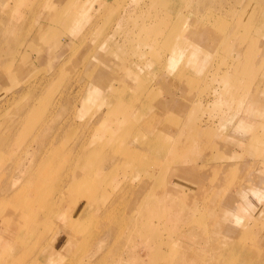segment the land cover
<instances>
[{"label":"rangeland","instance_id":"374dc122","mask_svg":"<svg viewBox=\"0 0 264 264\" xmlns=\"http://www.w3.org/2000/svg\"><path fill=\"white\" fill-rule=\"evenodd\" d=\"M2 1L0 264H264V0Z\"/></svg>","mask_w":264,"mask_h":264},{"label":"bare ground","instance_id":"6f19581e","mask_svg":"<svg viewBox=\"0 0 264 264\" xmlns=\"http://www.w3.org/2000/svg\"><path fill=\"white\" fill-rule=\"evenodd\" d=\"M9 1L10 0H3L2 2H4V3H6L7 2V4H9ZM133 1V3H134V7H133V9H131V10H125V12H122V17H123V22H122V18L120 17V18H118L117 20L119 21L118 22V25H119V23H120V25H121V23H122V26L123 25H129V30H128V34H129V36L132 38V37H140L141 38V40L137 43V45H135L134 47L136 48V49H134L135 50V56L136 57H141L143 54H144V51L142 50V48L144 47V45H145V42H147L146 40H148V39H150V36H151V30H155L154 28H157V25L159 26L161 23L160 22H157L156 20L157 19H160V18H158L157 17V19H153V22L154 21H156L155 23H156V25L153 27V28H151L152 27V25L150 24L151 23V20L149 21V18H153V15H159V14H157V13H154V9L151 11V13H150V11L148 10V11H146V12H143V11H141V9H144V10H146L145 8H144V6L146 5V3L145 2H140L139 0H132ZM130 2V1H129ZM3 3V4H4ZM141 4H143V5H141ZM68 5V2H66V1H64L63 2V4H62V6L63 7H65V6H67ZM132 5V4H131ZM53 6H55V5H52L51 7H53ZM82 6V4L80 3H77L76 5H74V7H81ZM204 5H202V7H203ZM1 7V6H0ZM9 6H4V7H2V8H8ZM130 7V6H129ZM12 9L13 8H9V11H8V13L5 15L6 16V21L4 22V24H3V26H1L2 28H0V34L2 35H4L5 33H6V36H8V38L6 39V40H4V42H3V44L7 47V49H6V51L8 52V53H11L12 51H13V49H14V47L16 46V44L14 45L13 44V41H11V36L13 35V32H12V30H11V28H10V26L8 25L9 23H11L12 22V20H13V18H14V15H13V12H12ZM126 9V8H125ZM201 9H203V8H201ZM204 9H206V7L204 8ZM192 10V9H191ZM190 11V10H189ZM189 11H186V13L188 14L187 15V17L188 16H190L192 13L191 12H189ZM195 12H198V11H195ZM116 16V15H115ZM142 19H148L147 21H144V20H142ZM186 20V19H185ZM206 20L207 21H209V22H216L217 21V19L212 15V13L211 12H208L207 11V13H206ZM9 26V27H8ZM117 29H115V31H117L116 33H118V32H122V27H116ZM135 28H140V29H135ZM56 30H47V28H46V33L47 34H45L44 36H43V42H47V41H49V40H51V38H52V36H53V34H54V32H55ZM126 31V30H125ZM125 31H123V33L125 32ZM199 33H201V32H199ZM198 33V34H199ZM177 35H179L180 36V34H179V32L178 33H176ZM13 40V39H12ZM0 43H1V41H0ZM125 44L127 45V46H130V45H132V43H131V39H127V42H125ZM1 49V48H0ZM119 50V49H118ZM121 50V49H120ZM96 57V56H95ZM108 57H112V56H108ZM97 60H98V58H96ZM192 59V58H191ZM104 63V65L103 64H99V66L100 65H102V66H104V67H106L105 65H109L108 66V68H112V69H114V71H113V74H112V76L114 77H118V75H115L116 74V71H118L117 69L118 68H120V67H118L115 63H109V62H106L105 61V59H104V61H103ZM123 70V69H122ZM121 70V71H122ZM101 71V70H100ZM107 72V71H106ZM101 74V73H100ZM104 75H106L105 73H103ZM103 74H101V75H96L95 76V79H98V80H102L103 78H105V79H107V77H105V76H103ZM112 77V78H113ZM89 79V78H88ZM124 79V81L127 79V76L126 77H124L123 78ZM109 80V79H108ZM103 81V80H102ZM98 82V81H97ZM119 84V83H118ZM106 85V86H105ZM105 87H107L108 88V90H110L109 92H106L105 91V94L103 95V94H101V92H99V94H101V96H102V100L103 101H105V102H107L108 104H110V106H111V108L115 105V99H114V94H116V91L119 89V88H123V90H125V91H128L130 88L129 87H127L126 86V83H123V82H121V85L120 86H113L112 84H110V81L108 82V83H106L105 82ZM128 88V89H127ZM90 91L91 90H94V88L93 87H89L88 88ZM106 89V88H105ZM225 90V89H224ZM226 91H227V89L225 90V94H226ZM226 95H228V94H226ZM226 97V96H225ZM220 99V98H219ZM222 100H223V98H222ZM34 104V103H33ZM32 104V105H33ZM166 103L165 102H162L161 101V103L159 104V106H158V114H160L161 112H162V110L164 109V107H166V105H165ZM260 106V105H259ZM32 108V107H31ZM34 108V107H33ZM32 108V110L30 111V114L29 115H27V117H26V119L23 121V122H19V125H20V127H19V130L17 131L18 133H19V131H20V129H23L24 130V127H30L31 125H32V120L31 119H33V113L37 110V107H35V109H33ZM39 109V108H38ZM61 110H62V108H61ZM60 110V111H61ZM117 112V111H116ZM40 115V114H39ZM38 116V115H37ZM127 116V115H126ZM56 117V116H55ZM113 116H111L110 118H112ZM112 121H115L114 119H111ZM50 123V122H49ZM15 125V124H14ZM15 128H16V125H15ZM32 128V127H31ZM31 130V129H30ZM16 134V133H15ZM16 136V135H15ZM50 140V139H49ZM50 142V141H49ZM208 142V141H207ZM46 143V142H45ZM43 145V144H42ZM45 145V144H44ZM43 145V146H44ZM51 146H48L47 148H44V151H43V153L45 152V151H48V150H50L51 148H50ZM42 147L40 148V149H43ZM39 149V150H40ZM41 152H42V150H41ZM144 161H142L141 162V165H140V167L139 168H141L142 170L143 169H145V168H149V165H146V166H143V163ZM76 166H78L77 164H76ZM80 167H76L77 169H79V170H82L81 168H83V166H81V165H79ZM9 168V167H8ZM72 168V167H71ZM74 168V167H73ZM10 169V168H9ZM193 171H194V168H191V170H190V172H191V175H192V173H193ZM7 172V171H6ZM82 172H83V170H82ZM7 174V173H6ZM73 227V226H72ZM75 230V229H74ZM105 233V234H104ZM103 234V236L106 238H108V233L107 232H104ZM110 237V236H109ZM104 238V239H105ZM54 258V257H53ZM49 262V261H48ZM51 262V261H50ZM50 262H49V264H50ZM55 262V261H54ZM52 264H53V262H51ZM54 264H56V262L54 263Z\"/></svg>","mask_w":264,"mask_h":264}]
</instances>
